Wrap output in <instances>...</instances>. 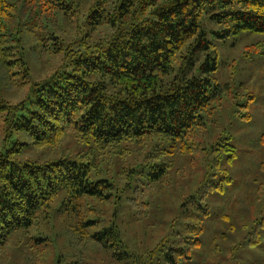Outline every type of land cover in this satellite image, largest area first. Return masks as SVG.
I'll return each instance as SVG.
<instances>
[{"label":"trees","instance_id":"trees-1","mask_svg":"<svg viewBox=\"0 0 264 264\" xmlns=\"http://www.w3.org/2000/svg\"><path fill=\"white\" fill-rule=\"evenodd\" d=\"M83 7L103 36L91 40V31L79 25L71 39L59 33L56 21L73 19ZM205 14L220 25L213 32L220 39L264 35V0H0V115L6 140L19 131L32 145L52 149L69 137L94 151L109 152L124 142L148 147L146 161L129 169L135 174L118 180L93 174V160L78 153L74 159L20 161L17 148L3 147L0 249L12 232L49 215L51 203L61 197L81 209L95 203L154 207L149 221L134 217L133 233L117 224L103 231L120 244L118 259L179 264L193 258L212 216L210 200L236 185L240 154L226 127L216 130V137L207 130L231 87L215 78L220 61ZM248 48L264 54V40ZM50 58L59 64L36 77L31 64ZM25 86V95L12 101V93ZM239 96V119L249 121L257 95L247 90ZM163 145L170 161L179 157L195 168V183L184 191L163 185L170 175V163L156 161ZM86 219L81 212L80 224L94 223ZM256 223L264 226V217ZM138 226L143 233L152 229V235L139 240ZM84 236L90 237L87 231Z\"/></svg>","mask_w":264,"mask_h":264},{"label":"rangeland","instance_id":"rangeland-1","mask_svg":"<svg viewBox=\"0 0 264 264\" xmlns=\"http://www.w3.org/2000/svg\"><path fill=\"white\" fill-rule=\"evenodd\" d=\"M88 14V10L83 7L82 12L73 19L59 18L56 21L57 30L71 39L79 25L91 31V40L103 36L100 33L101 26L90 24ZM202 20L209 38L215 43L220 61L215 78L220 84L227 83L231 87V93L216 112L213 128L209 126L207 130L211 129L216 137L218 133L215 131L226 127L233 134L240 154L235 170L236 185L228 189L224 196L214 195L210 200L212 216L207 220L202 244L192 259L179 264H264V226H257L256 223V220L264 217V142L260 140L264 132V54L252 52L248 48L253 42L263 41L264 35L246 33L224 40L213 33L220 25L210 22L206 14ZM49 60L31 64L36 77L49 74L59 64L57 58ZM27 89L25 86L13 92L10 99L17 101ZM247 90H252L257 100L250 108L251 120L242 121L239 119V93L245 94ZM6 136V126L0 115V151L3 147L17 148L14 155L20 161H45L59 156L74 159L78 153L87 160H93V174L98 173L97 176L103 178L113 176L115 180L134 175L129 173L130 167L145 162L148 149L145 145L124 142L109 149V152L108 149L94 151V148L78 144L70 137L61 147L52 149L32 145L19 131H13L8 140ZM18 142H28L29 145L20 146ZM158 147L161 150L156 161L170 163L167 168L170 170L169 180L163 185L184 191L191 182L195 183L193 165L179 157H173V161H170L164 145ZM166 149L172 150L170 146H166ZM146 169L150 170V167ZM128 194L122 192L123 197ZM48 211L49 215L40 216L31 226L10 234L8 243L0 249V264H133L127 258L118 259L115 254L122 252L120 244H114L113 233L103 234V231L117 224L122 231L128 229V232L133 233L134 229L129 227L134 217L144 219L141 222L145 223L149 221L148 217L153 216L149 213L156 210L154 207L131 208L128 205L97 203L81 209L66 205L61 197H56ZM140 211L143 214L137 213ZM81 212H85L87 221L94 223L80 224ZM145 212H148L147 217H144ZM136 228L139 240H145L153 233L152 229L143 233V227ZM85 231L90 236L88 239L84 236Z\"/></svg>","mask_w":264,"mask_h":264},{"label":"bare ground","instance_id":"bare-ground-1","mask_svg":"<svg viewBox=\"0 0 264 264\" xmlns=\"http://www.w3.org/2000/svg\"><path fill=\"white\" fill-rule=\"evenodd\" d=\"M63 50V49H62ZM11 57V56H10ZM13 57V56H12ZM216 85V84H215ZM253 92V91H252ZM206 135V134H205ZM264 184V183H263Z\"/></svg>","mask_w":264,"mask_h":264}]
</instances>
